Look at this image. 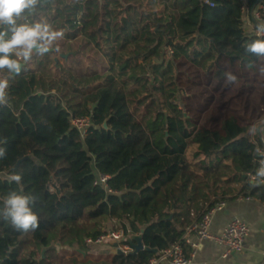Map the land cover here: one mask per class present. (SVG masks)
I'll list each match as a JSON object with an SVG mask.
<instances>
[{"label":"trees","instance_id":"trees-1","mask_svg":"<svg viewBox=\"0 0 264 264\" xmlns=\"http://www.w3.org/2000/svg\"><path fill=\"white\" fill-rule=\"evenodd\" d=\"M210 1L24 10L17 26L62 35L27 59L14 49L27 60L16 74L0 69V264H149L219 202H264V183L248 179L264 148V54L251 50L264 36L245 28L242 0ZM10 29L0 25L5 42ZM77 117L89 119L85 139ZM12 195L36 227L13 223ZM109 230L142 233L148 249L125 240L128 253L91 258L86 241Z\"/></svg>","mask_w":264,"mask_h":264},{"label":"built area","instance_id":"built-area-1","mask_svg":"<svg viewBox=\"0 0 264 264\" xmlns=\"http://www.w3.org/2000/svg\"><path fill=\"white\" fill-rule=\"evenodd\" d=\"M242 12L243 18L246 23L252 25V30L259 37L264 36V0H256L252 7H249V0H242ZM210 6L215 7L217 3L206 0ZM20 62L23 61L19 57ZM3 103L6 102L3 98ZM72 125L81 131L82 138L85 139L90 122L88 118H72ZM260 130V129H259ZM261 141L264 143V137L261 136ZM255 161L257 165L258 173H250L248 179L251 181L258 180L260 183H264V148L257 147ZM108 177L101 176L100 183L106 187ZM243 199L242 197L237 200ZM226 205L225 202H219L216 206L209 209L204 213L202 219L193 223L186 229L183 235L180 237L179 242L171 245L159 253L156 257L149 260V264H192L193 259L198 254V248L200 243L204 240H211L218 244L222 248V259H227L229 256L243 251L245 248V240L249 235L250 227L248 223L240 216H235L230 220L225 229L219 233H213L211 230L213 224V218L217 211L221 210ZM126 240V236L123 232L107 231L96 239H88L86 246L102 245L104 243H110L116 241L118 248L124 253L131 251L127 244L123 241ZM185 246L190 250L189 255L186 254Z\"/></svg>","mask_w":264,"mask_h":264},{"label":"crops","instance_id":"crops-1","mask_svg":"<svg viewBox=\"0 0 264 264\" xmlns=\"http://www.w3.org/2000/svg\"><path fill=\"white\" fill-rule=\"evenodd\" d=\"M245 28L251 31L252 25L246 23ZM235 216L243 218L250 227L243 251L222 259V248L207 239L200 243L198 254L192 264H264V202L257 198L227 201L226 205L214 215L212 232L221 233ZM90 248L91 258L104 257L117 252V248L111 242L93 245Z\"/></svg>","mask_w":264,"mask_h":264},{"label":"clouds","instance_id":"clouds-1","mask_svg":"<svg viewBox=\"0 0 264 264\" xmlns=\"http://www.w3.org/2000/svg\"><path fill=\"white\" fill-rule=\"evenodd\" d=\"M36 3V0H0V25L7 24L11 26V38L5 42V33L0 32V69L6 66L15 71H19L18 60H12L9 54L17 48H22V55L27 59L31 49L37 46L38 40H44L50 44L62 33L50 32L47 26L36 24L29 26L28 24H20L17 26V19L21 16L26 8H30ZM43 51H47V47L41 46ZM252 51L264 54V42H257L252 46ZM7 86L6 81H0V96L3 95V89ZM19 181V177H14ZM7 204L10 206L9 215L12 217L14 224L28 229L37 226V216L34 215L27 207V198L19 195H12Z\"/></svg>","mask_w":264,"mask_h":264},{"label":"water","instance_id":"water-1","mask_svg":"<svg viewBox=\"0 0 264 264\" xmlns=\"http://www.w3.org/2000/svg\"><path fill=\"white\" fill-rule=\"evenodd\" d=\"M37 50H42V47L37 44V46H34L31 49V52L29 53V55L33 52V51H37ZM47 51H53V49L51 48H47ZM64 57H67V55H63ZM25 66H27V60H23L21 62H19V71H21ZM18 71V72H19ZM17 73V71L15 72V74ZM104 127L107 128V122L104 123ZM127 242L132 246L133 250H132V254H136L139 251H142L144 249H148L145 247L144 243H143V234H132L130 236L127 237ZM111 244L117 248V253L119 254H124V252L118 248V243L116 241H112Z\"/></svg>","mask_w":264,"mask_h":264},{"label":"rangeland","instance_id":"rangeland-1","mask_svg":"<svg viewBox=\"0 0 264 264\" xmlns=\"http://www.w3.org/2000/svg\"><path fill=\"white\" fill-rule=\"evenodd\" d=\"M259 129H260V127H259Z\"/></svg>","mask_w":264,"mask_h":264}]
</instances>
